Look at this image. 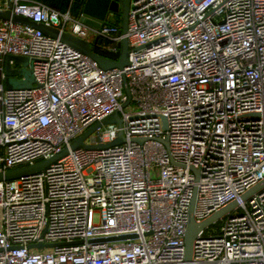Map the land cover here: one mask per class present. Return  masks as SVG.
<instances>
[{
    "label": "built area",
    "instance_id": "obj_1",
    "mask_svg": "<svg viewBox=\"0 0 264 264\" xmlns=\"http://www.w3.org/2000/svg\"><path fill=\"white\" fill-rule=\"evenodd\" d=\"M70 5L0 0L118 48L120 21L92 26ZM126 18L128 63L107 68L0 18V170L68 147L42 170L0 179V264H184L194 193L196 220L237 203L198 230L191 262L264 264V185L240 196L264 177V0H130ZM6 53L28 56L32 85H6L19 72H5ZM115 108L120 124L70 146ZM119 129L124 140L99 145ZM126 232L136 235L91 240Z\"/></svg>",
    "mask_w": 264,
    "mask_h": 264
},
{
    "label": "water",
    "instance_id": "obj_2",
    "mask_svg": "<svg viewBox=\"0 0 264 264\" xmlns=\"http://www.w3.org/2000/svg\"><path fill=\"white\" fill-rule=\"evenodd\" d=\"M130 4V0H83L82 4L80 5L79 9V17L83 21L87 22L90 25L98 26L100 27L103 23L109 22V20L106 18L108 13H111L112 11L118 12L121 18L120 21V29L123 33V36L118 41V48L115 50H110L104 45H102L98 41V36L95 35V38L93 41H89L88 39L75 35L68 29H63L60 27H56L54 25L48 24L44 21H35L32 20L28 15L21 14L15 11H12V9L7 6L5 8H0V18L6 19L10 18L12 20H18L21 22H27L34 26L39 27L42 29L45 33L54 36V37H60L63 41H65L67 44L72 46L73 48H77L81 51L86 52L87 54L91 55L93 58H96L99 65L102 67H112L113 65H116L118 67H122L123 65L128 63V37L124 33L126 32L127 28V12L128 7ZM12 57L15 62H27L28 56L27 55H21V54H14V53H6V59L4 63V70L6 73H14L17 71H21L22 67H11L9 58ZM122 81H123V88L125 89V92L127 94V98L122 101L121 105H124L130 96V89L128 88L126 77L123 74L122 75ZM6 85L9 86H19L16 85L12 79L11 75H7L6 77ZM255 113H258V111H255ZM113 120H116L117 123L120 124V115L118 112V109L115 108L110 113L104 115L100 119H96L90 126H88L82 133L79 134V136L74 137L70 141V146L72 148L79 146V144L90 146L91 143H87L83 141L84 136H86L89 132L96 129L98 125L104 122H111ZM163 120V126L166 127L167 122L165 116H162ZM125 137L122 134L121 129L117 131V135L107 142H100L99 145H107L112 144L114 142H118L121 140H124ZM130 139H142L141 136L138 135H132ZM68 150L67 146H63L61 150L46 156L40 160H37L32 163H27L26 165H19V166H13L9 167L5 170H0V179L1 178H9L20 174H27L30 172H37L39 170L44 169V167L52 162L54 159L60 157L62 154L66 153ZM192 168L198 172V169L193 167ZM264 185V177L257 180L253 185L248 187L245 191L241 193V197L245 198L255 192L256 189H259ZM194 199H195V193L190 201L189 204V214H188V220L186 223V231H185V237H184V264H193L191 262L192 259V251H193V239L197 235V232L200 228L204 227V224L212 221L213 219L221 216L222 213L230 210L232 207H234L237 203V199H232L224 204L221 205L218 209L211 212L209 215L205 216L202 220H196V218L193 215V205H194ZM136 235V232H126V233H119L116 235H108V236H98L95 238H92L91 240H102V239H110V238H116V237H125V236H134ZM49 244V243H48ZM37 246H41V242H36Z\"/></svg>",
    "mask_w": 264,
    "mask_h": 264
},
{
    "label": "rangeland",
    "instance_id": "obj_3",
    "mask_svg": "<svg viewBox=\"0 0 264 264\" xmlns=\"http://www.w3.org/2000/svg\"><path fill=\"white\" fill-rule=\"evenodd\" d=\"M112 13L118 14V12H111L107 14V18L111 19ZM19 66L22 67V70L19 71L16 74L11 75L12 81L19 86H25V85H32L33 84V76L30 72V67L27 62L19 63ZM98 218V214H95V219Z\"/></svg>",
    "mask_w": 264,
    "mask_h": 264
},
{
    "label": "crops",
    "instance_id": "obj_4",
    "mask_svg": "<svg viewBox=\"0 0 264 264\" xmlns=\"http://www.w3.org/2000/svg\"><path fill=\"white\" fill-rule=\"evenodd\" d=\"M70 1V0H69ZM70 4V2L69 3H67L66 5H64V6H58L59 8H61V9H66L67 7H68V5ZM57 7V8H58ZM79 9H80V4H79V2L78 1H75L74 3H73V5L72 6H70V10H71V13L73 14V15H76L78 12H79ZM110 20H115V21H121V18H120V15L119 14H115V13H112V16H111V19Z\"/></svg>",
    "mask_w": 264,
    "mask_h": 264
},
{
    "label": "trees",
    "instance_id": "obj_5",
    "mask_svg": "<svg viewBox=\"0 0 264 264\" xmlns=\"http://www.w3.org/2000/svg\"><path fill=\"white\" fill-rule=\"evenodd\" d=\"M42 1H44V2H46V3H48L49 5L54 6V7L64 6V5H66L67 3H69V0H42ZM75 1H78L80 5H81L82 2H83V0H71V1H70V2H71V5H70V6H72L73 3H74ZM118 14H119V13H118Z\"/></svg>",
    "mask_w": 264,
    "mask_h": 264
}]
</instances>
